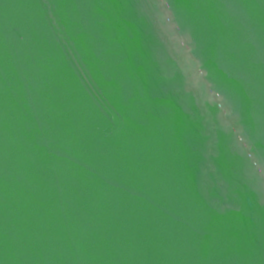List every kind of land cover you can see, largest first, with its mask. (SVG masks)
Returning <instances> with one entry per match:
<instances>
[{"label": "water", "instance_id": "95a60500", "mask_svg": "<svg viewBox=\"0 0 264 264\" xmlns=\"http://www.w3.org/2000/svg\"><path fill=\"white\" fill-rule=\"evenodd\" d=\"M0 264H264V0H0Z\"/></svg>", "mask_w": 264, "mask_h": 264}]
</instances>
